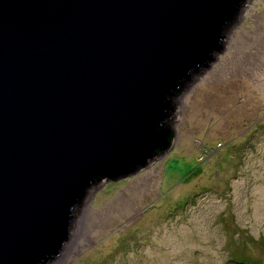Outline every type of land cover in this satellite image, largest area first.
I'll use <instances>...</instances> for the list:
<instances>
[{"label": "water", "instance_id": "obj_1", "mask_svg": "<svg viewBox=\"0 0 264 264\" xmlns=\"http://www.w3.org/2000/svg\"><path fill=\"white\" fill-rule=\"evenodd\" d=\"M243 2L0 0V264L61 258L88 188L172 149Z\"/></svg>", "mask_w": 264, "mask_h": 264}, {"label": "rangeland", "instance_id": "obj_2", "mask_svg": "<svg viewBox=\"0 0 264 264\" xmlns=\"http://www.w3.org/2000/svg\"><path fill=\"white\" fill-rule=\"evenodd\" d=\"M244 1L170 98L172 149L88 188L92 221L63 264H264V0Z\"/></svg>", "mask_w": 264, "mask_h": 264}, {"label": "bare ground", "instance_id": "obj_3", "mask_svg": "<svg viewBox=\"0 0 264 264\" xmlns=\"http://www.w3.org/2000/svg\"><path fill=\"white\" fill-rule=\"evenodd\" d=\"M260 37V36H259ZM264 37V36H263ZM251 39V38H250ZM244 40V39H243ZM247 41V40H246ZM254 41V40H253ZM250 42V41H249ZM258 45V44H257ZM262 47V46H261ZM257 62V61H256ZM183 98V97H182ZM185 98V97H184ZM150 181V179H148ZM87 204L85 207L80 208L77 210L78 217L76 218V221L74 223L73 232L71 235V242L68 243L67 248H65V254L63 253V256L61 258H57L56 261H54L51 264H63L66 261L67 256L70 253H73V250L76 249L77 245L79 244V238L84 235L85 230L88 228V222L91 223V217L86 212ZM90 226V225H89ZM70 257V256H69ZM68 259V258H67ZM49 264V263H48Z\"/></svg>", "mask_w": 264, "mask_h": 264}, {"label": "trees", "instance_id": "obj_4", "mask_svg": "<svg viewBox=\"0 0 264 264\" xmlns=\"http://www.w3.org/2000/svg\"><path fill=\"white\" fill-rule=\"evenodd\" d=\"M174 138H175V136H174ZM174 141V140H173ZM157 153H161L162 154V152H160V151H158ZM157 155V154H156Z\"/></svg>", "mask_w": 264, "mask_h": 264}, {"label": "flooded vegetation", "instance_id": "obj_5", "mask_svg": "<svg viewBox=\"0 0 264 264\" xmlns=\"http://www.w3.org/2000/svg\"><path fill=\"white\" fill-rule=\"evenodd\" d=\"M168 117H171L170 115Z\"/></svg>", "mask_w": 264, "mask_h": 264}]
</instances>
